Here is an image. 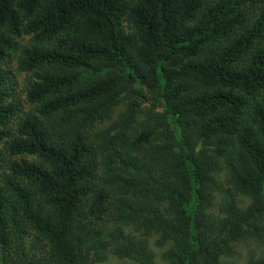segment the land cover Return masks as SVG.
<instances>
[{
  "label": "trees",
  "instance_id": "16d2710c",
  "mask_svg": "<svg viewBox=\"0 0 264 264\" xmlns=\"http://www.w3.org/2000/svg\"><path fill=\"white\" fill-rule=\"evenodd\" d=\"M108 253L264 264V0H0V264Z\"/></svg>",
  "mask_w": 264,
  "mask_h": 264
},
{
  "label": "rangeland",
  "instance_id": "374dc122",
  "mask_svg": "<svg viewBox=\"0 0 264 264\" xmlns=\"http://www.w3.org/2000/svg\"><path fill=\"white\" fill-rule=\"evenodd\" d=\"M19 80L21 81L22 78L19 77ZM125 108L124 105H122L119 109V112L121 110H123ZM148 112V110L146 111V113ZM118 116V113L115 115V117ZM112 174H113V171H112ZM109 176V173L105 172L104 171V168H100L99 172H98V179L100 180H105L106 178H108ZM219 179V178H217ZM219 182L221 183L222 186H224L225 188H228V183L225 179V175L222 173L221 176H220V179H219ZM114 196V193L112 194V197ZM126 198H128L129 200H133V196L130 195V194H127L125 196ZM152 249H154L152 247ZM103 256V255H102ZM104 260L103 261H99L98 264H126L125 262L121 261L120 259L114 257L113 255H111V253H108V254H104Z\"/></svg>",
  "mask_w": 264,
  "mask_h": 264
}]
</instances>
